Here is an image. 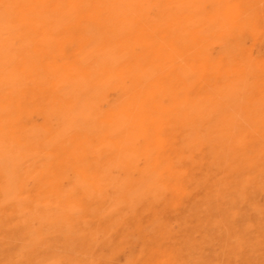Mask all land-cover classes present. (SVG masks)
Wrapping results in <instances>:
<instances>
[{
  "label": "bare ground",
  "instance_id": "6f19581e",
  "mask_svg": "<svg viewBox=\"0 0 264 264\" xmlns=\"http://www.w3.org/2000/svg\"><path fill=\"white\" fill-rule=\"evenodd\" d=\"M0 264H264V0H0Z\"/></svg>",
  "mask_w": 264,
  "mask_h": 264
}]
</instances>
